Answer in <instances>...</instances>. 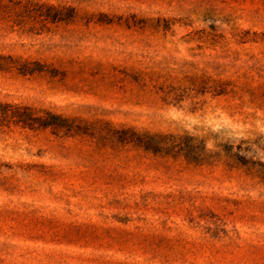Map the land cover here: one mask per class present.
<instances>
[{"label":"rangeland","instance_id":"obj_1","mask_svg":"<svg viewBox=\"0 0 264 264\" xmlns=\"http://www.w3.org/2000/svg\"><path fill=\"white\" fill-rule=\"evenodd\" d=\"M0 104V264H264V0H0Z\"/></svg>","mask_w":264,"mask_h":264},{"label":"trees","instance_id":"obj_2","mask_svg":"<svg viewBox=\"0 0 264 264\" xmlns=\"http://www.w3.org/2000/svg\"><path fill=\"white\" fill-rule=\"evenodd\" d=\"M3 106L0 104V115L5 117L7 116V111L2 108ZM12 113L14 115H17V122H22L24 125L33 126V124L36 122H38L40 125L49 124V122L45 119L32 116L30 113L27 112L26 108L14 107ZM49 116L54 117L52 114H50Z\"/></svg>","mask_w":264,"mask_h":264}]
</instances>
